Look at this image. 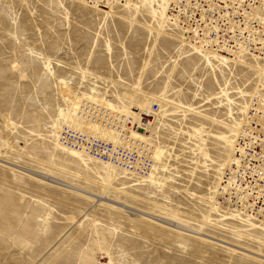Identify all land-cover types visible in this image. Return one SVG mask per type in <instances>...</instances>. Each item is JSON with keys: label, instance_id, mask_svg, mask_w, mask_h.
I'll list each match as a JSON object with an SVG mask.
<instances>
[{"label": "rangeland", "instance_id": "374dc122", "mask_svg": "<svg viewBox=\"0 0 264 264\" xmlns=\"http://www.w3.org/2000/svg\"><path fill=\"white\" fill-rule=\"evenodd\" d=\"M138 19L158 25L146 12ZM170 33L180 41L154 44L144 26L73 0H0V264H264L193 233L264 253V231L215 221L210 199L260 61L208 64ZM61 79L74 97L154 98L153 138L166 152L153 172L160 183L132 186L114 174L106 188L101 165L84 166L57 145V108L67 105Z\"/></svg>", "mask_w": 264, "mask_h": 264}, {"label": "built area", "instance_id": "2783aa9c", "mask_svg": "<svg viewBox=\"0 0 264 264\" xmlns=\"http://www.w3.org/2000/svg\"><path fill=\"white\" fill-rule=\"evenodd\" d=\"M104 8L109 3L128 0H85ZM169 17L186 31L188 40L203 50L228 52L241 50L264 58V0H173ZM159 106L152 113L139 112V118L116 113L92 101H82L76 116L97 130L82 131L68 125L58 139L67 149L83 152L104 164L136 170L147 175L154 164L152 146L131 133H145ZM153 115V116H152ZM107 128H112L113 131ZM109 131L116 139H106L99 131ZM219 201L243 216L264 219V88L252 96L247 115L237 133L231 164L225 171ZM246 217V216H245Z\"/></svg>", "mask_w": 264, "mask_h": 264}, {"label": "bare ground", "instance_id": "6f19581e", "mask_svg": "<svg viewBox=\"0 0 264 264\" xmlns=\"http://www.w3.org/2000/svg\"><path fill=\"white\" fill-rule=\"evenodd\" d=\"M73 1L80 2V4L82 3V5L87 6L89 8L92 7L96 11H100V12L106 14L107 16H111V17L114 16L115 18H119V19L124 20L126 22H131L134 25L144 26L146 28V30L149 31L150 34H152V35L154 34V36H155V43L154 44H157V38H159V37H166L168 39L180 41L179 38L174 37L173 34L170 32L178 34L182 39V41H181L183 43L182 46H187L189 49H192L195 53H197L198 55H200L201 57L206 59L208 64H210L211 62L212 63L218 62L220 65H224V64H227L230 62H235V61H239V62L241 61L243 63V62H245V60H243L242 57H244V56L246 57V55L251 56L254 60L260 61V62L254 61L256 63L254 65L257 66L254 68L255 69L254 71H256L258 73V76L256 77V83L254 84L255 88L252 91V93H250V95L248 97V104H247V107L245 110V116H244L243 120L241 121V123L238 125V127L234 130V132L232 134V137L230 139V144H229V153H228L227 161H226L225 165H223L224 168H223L222 174L220 175V178H219L220 182L214 188V190H212V192H210V199L212 202L211 211H213V209H214V215H216L218 217V218L214 219L215 221L226 222L227 220H234V221H238L240 223L247 224L246 226L249 227L251 230L259 229V230L264 231V227H263L264 226V219H260V220L252 219V218L248 217L247 215H245L246 216L245 217L240 212H238V210L226 207L219 201V198L222 195L221 188H222V183H223V177H224L225 171L228 170V168L230 167V164H231V159H232V154H233V149H234V143L236 140L237 133H238V131H239L246 115H247L249 104L251 102L253 94L255 93V91L259 87L264 88V58H261L255 54H252V53L245 51V50H241L239 52H234L233 54H229L228 52H225V51L218 53V52L203 50L199 46L190 42L188 40L187 35H185L186 34L185 29L180 24H178L176 21H172L169 17L168 11H169V8H170L173 0H128L124 3L115 1L113 3H109L104 8H98V7L91 6L85 0H73ZM115 6H121L123 11L126 10V12H128L129 17L125 18V17L119 16L118 14L116 15V13H118V11H116L115 9L119 8V7H115ZM131 11H134V13ZM143 12H146L150 17H152L154 22L156 21L158 25H155V23H152V24L151 23H144V24H142L138 19V14L139 13L142 14ZM173 25H174V27L176 26L180 31H175L176 28L174 29ZM260 66H263V67H260ZM60 83H61V88H62V96L64 98V102H66L67 105L57 108L58 117H59V125L56 127V129L58 128L57 130H59V131H60V129H62V127L64 125H68V126H71L73 128H76V129H79L82 131H89V129L97 130V127L92 126V125L90 126V125L84 123L83 121H81L76 116V110L79 106V103L84 101V100L85 101H92V102H95L97 104L103 105L107 108H110L111 110H113L116 113L131 115L135 119L139 118V112H146L148 114L152 113V105H154V103H155L154 98L139 100L136 93H130V92H124L120 96V100L127 102L128 105H125V104L119 105V104L114 103L111 100H108L106 98H98L92 94H84L82 97H79V96L74 97L72 88L68 85V83L64 79H61ZM136 88L138 90L140 88V86H137ZM227 92H228L227 89H223L221 92L222 96H226ZM185 108L190 109L189 107H185ZM159 111H160V105H159ZM159 111L156 114H154L153 122L150 125V127L146 128L145 133H138V132L131 133V138H133V139L137 138V139L144 140V141L148 142L153 148L152 158L154 159V164H153L151 171L147 175H140L137 173L136 170H133L134 172L127 171L123 168H120V166H117V165L101 163V162L96 161V160L92 159L91 157L85 155L83 152L64 148L60 144V142H58L57 145L59 146V144H60L62 150L66 151L67 153H69L73 157H77L82 162V164L84 166L93 165V164L101 165L103 173L102 174L99 173V176L102 179V184L106 188H114V184H115L114 183V177H115L114 174L118 175V178L120 177V179H122V180H127L128 182H131L132 186L133 185L148 186L149 183H151V182L152 183H155V182L160 183V176H157L155 173H153V172H157V169L155 166L156 162L160 163L166 154V152L163 149L158 147L156 140L153 138V136H155L153 133L154 132L153 131L154 126H155V120H156V116L159 113ZM107 129L110 131H113L112 128H107ZM150 131H152V134L150 133ZM99 135H101L103 138H106V139H111V140L116 139L115 134H113L109 131H105V130L99 131ZM146 135H149V136L152 135V139H149ZM218 139L226 140L227 137L218 138ZM58 141H59V139H58ZM23 171L31 172L30 174H36V176H38L39 178L46 180V176L42 173L37 172V171L33 172V170L29 171V169H24V168H23ZM96 196L99 197L100 199L110 201L107 197H104L103 194H96ZM100 202L102 204H105L111 208H114V209L120 210V211H125L126 207L129 208L128 205H124L123 203H118V204H123L124 207H122L121 205L119 206V205H115V204H111V203H106L104 201H100ZM141 213H143V212L141 211ZM211 213L212 212H210V214ZM139 215H142V214H139ZM143 215L147 216L148 214L144 212ZM157 217H159V216H157ZM161 218L167 219L164 217H161ZM167 220H169V219H167ZM203 222L206 224L214 225V224H212L211 219L208 217V215L204 217ZM255 223H257L258 225H256ZM177 224L178 225H176V226H178V228H182L183 230H191V232L194 231L191 228H189V227H187V226H185L179 222H177ZM244 231H247V230L245 229ZM193 233H195L197 235H202V236L207 237V238L215 239V241H217L221 244H224L228 247L232 246L233 249H235V250L243 251L245 253L252 254L253 256L258 257L259 259H264V253H260V252L250 250L248 248H244V247L236 245V244L229 243V242H227L221 238L207 235L202 231H196V232L194 231ZM255 242H260V241L255 240Z\"/></svg>", "mask_w": 264, "mask_h": 264}]
</instances>
